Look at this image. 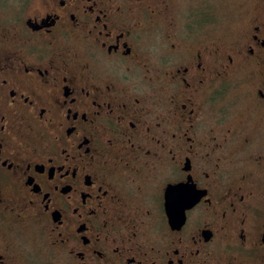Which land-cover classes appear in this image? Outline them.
Listing matches in <instances>:
<instances>
[{"label":"flooded vegetation","instance_id":"af4514ba","mask_svg":"<svg viewBox=\"0 0 264 264\" xmlns=\"http://www.w3.org/2000/svg\"><path fill=\"white\" fill-rule=\"evenodd\" d=\"M4 2L0 264H264V11Z\"/></svg>","mask_w":264,"mask_h":264},{"label":"rangeland","instance_id":"374dc122","mask_svg":"<svg viewBox=\"0 0 264 264\" xmlns=\"http://www.w3.org/2000/svg\"><path fill=\"white\" fill-rule=\"evenodd\" d=\"M4 4L12 6V0H6ZM174 9L183 10L188 0H177ZM211 21V32H213L216 43L227 41L236 37L248 23V18L255 10L264 11V0H208ZM199 17V13H197ZM198 21V20H197Z\"/></svg>","mask_w":264,"mask_h":264},{"label":"water","instance_id":"95a60500","mask_svg":"<svg viewBox=\"0 0 264 264\" xmlns=\"http://www.w3.org/2000/svg\"><path fill=\"white\" fill-rule=\"evenodd\" d=\"M172 197H173V190L169 189V195L167 197V200L172 202ZM176 198V197H175ZM170 219H175V218H179L180 214H175V215H169ZM263 241H264V236H263Z\"/></svg>","mask_w":264,"mask_h":264}]
</instances>
